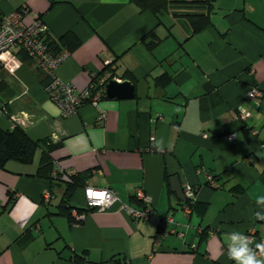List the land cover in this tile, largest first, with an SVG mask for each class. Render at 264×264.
<instances>
[{
	"label": "crops",
	"instance_id": "crops-1",
	"mask_svg": "<svg viewBox=\"0 0 264 264\" xmlns=\"http://www.w3.org/2000/svg\"><path fill=\"white\" fill-rule=\"evenodd\" d=\"M170 1L153 13L129 0H0L2 17L21 9L26 20L39 16L49 42L68 33L78 41L57 68L64 82L82 90L107 72L134 87L133 98L104 96L64 117L23 51H15L14 70L0 64V128L18 127L41 144L32 163L0 168V264H114L117 257L128 264H234L229 233L253 230L260 242L264 221L254 213H264L256 203L264 196V0H211L210 23L194 34L184 14L207 8ZM163 73L171 76L164 87L156 84ZM251 88L262 93L257 106L247 99ZM239 109L248 113L243 120L234 116ZM161 139L162 152L154 147ZM46 144L54 167L89 171L86 184L111 189L137 209L145 206L136 199L142 190L154 214L133 222L117 202L70 223L58 213L60 186L42 201ZM166 176L195 189L189 213ZM71 204L86 208L82 187ZM167 215L174 232L155 244Z\"/></svg>",
	"mask_w": 264,
	"mask_h": 264
},
{
	"label": "built area",
	"instance_id": "built-area-1",
	"mask_svg": "<svg viewBox=\"0 0 264 264\" xmlns=\"http://www.w3.org/2000/svg\"><path fill=\"white\" fill-rule=\"evenodd\" d=\"M27 10L21 9L11 11L2 17L0 22V64L10 70H14L19 65L15 51H23L33 62L37 68L43 72L48 82L44 86L50 99L60 108L62 116H70L74 114L78 108L86 102L96 104L98 100L104 97V86L111 79L109 73H103L96 81L91 82L86 88L78 90L72 83L64 82L57 74L58 66L69 56V49L63 47L59 50H53L46 38L48 33L47 24L39 17L33 16L31 20H26ZM109 62L105 61L104 66H108ZM262 93L257 88H251L247 94V99L252 101L254 105H258ZM5 105L0 103V113L4 112ZM239 115L235 118L245 119L248 113L239 109ZM16 121V119H14ZM20 126V124H18ZM235 134L228 135L229 140H234ZM75 171H63L58 167L52 170V177L56 178L58 174L65 176L75 175ZM83 200L86 208H94L97 211H105L113 204L119 202L120 209L125 212L133 222L145 220L154 214L152 207V199L142 190H138L136 198L145 204L144 208L137 209L127 204L121 203L115 192L111 189L94 187L86 184L82 189ZM183 194L188 204L185 205L186 213L191 211L190 204L196 201L195 189L190 184H184ZM52 194L49 188L42 192V201L49 202ZM74 219L82 221L84 214H78L77 210L71 212ZM173 223L171 215H167L161 219L155 236V244H158L160 238L174 230L170 229ZM253 230L249 232L253 236ZM264 239V235L260 238Z\"/></svg>",
	"mask_w": 264,
	"mask_h": 264
},
{
	"label": "trees",
	"instance_id": "trees-1",
	"mask_svg": "<svg viewBox=\"0 0 264 264\" xmlns=\"http://www.w3.org/2000/svg\"><path fill=\"white\" fill-rule=\"evenodd\" d=\"M131 3L135 4L140 11H152L156 13L160 9L167 10L169 5L172 3L170 0H129ZM196 4L202 5L207 8L204 13H192V14H184V17L188 20L191 28L192 34L202 30L206 25L210 23L209 20V10H211V0H195ZM184 3V2H183ZM193 3V2H191ZM2 20V16L0 14V22ZM48 41V40H47ZM62 44V46L60 45ZM48 45L53 50H59L63 47L72 48L78 45V41L72 38L71 34H66L64 37L60 38L59 42H48ZM153 43H146L147 48L152 49ZM25 56H27L24 53ZM28 57V56H27ZM41 72V71H40ZM44 77H46L45 82H48L47 76L41 72ZM171 81V76L167 73H163L159 77L156 78V84L162 87L166 86ZM45 83V85H46ZM47 149L42 150L40 157V166H39V174L44 175V177L48 180L49 190L53 195L54 188L58 186L61 187V200L58 205V213L60 215L65 216L70 223H81L82 221H78L74 219L71 212L73 209L77 210L78 214H85L88 210H94V208H80L71 204V198L73 196L74 191L86 185V179L89 176V171L75 173L73 176H63L58 174L56 178H53L51 173L54 168L52 159L50 157V144H46ZM49 145V146H48ZM41 147V144L37 141H33L30 139L26 133L16 127L12 130H3L0 128V168H5V165L8 161L14 160L20 163L29 164L32 163L35 157V153L38 148ZM170 176H166V179L169 180ZM64 184V185H62ZM173 195V193H172ZM137 199V198H136ZM12 201V199H10ZM136 201V200H135ZM136 202H139L138 200ZM188 204V201H185V205ZM190 204L192 208L193 205ZM114 264H128L124 259L117 257L112 259Z\"/></svg>",
	"mask_w": 264,
	"mask_h": 264
},
{
	"label": "clouds",
	"instance_id": "clouds-1",
	"mask_svg": "<svg viewBox=\"0 0 264 264\" xmlns=\"http://www.w3.org/2000/svg\"><path fill=\"white\" fill-rule=\"evenodd\" d=\"M154 147L162 152L164 150L163 139L156 141ZM256 203L264 205V196L258 197ZM254 218L264 221V213L257 211L254 213ZM227 237V255L230 260L234 261V264H264V239L257 243L253 236L244 235L238 231L229 233Z\"/></svg>",
	"mask_w": 264,
	"mask_h": 264
},
{
	"label": "water",
	"instance_id": "water-1",
	"mask_svg": "<svg viewBox=\"0 0 264 264\" xmlns=\"http://www.w3.org/2000/svg\"><path fill=\"white\" fill-rule=\"evenodd\" d=\"M104 96L108 99H130L134 96V87L130 80L128 79H110L106 82L104 86ZM171 190L175 194L176 198L185 202V197L183 194V189L178 181V178L173 176L170 178Z\"/></svg>",
	"mask_w": 264,
	"mask_h": 264
}]
</instances>
